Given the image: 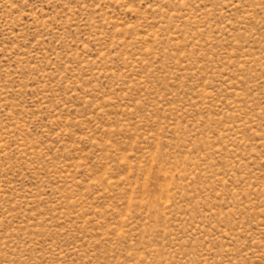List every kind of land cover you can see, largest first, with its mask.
Returning a JSON list of instances; mask_svg holds the SVG:
<instances>
[{"label":"rangeland","instance_id":"374dc122","mask_svg":"<svg viewBox=\"0 0 264 264\" xmlns=\"http://www.w3.org/2000/svg\"><path fill=\"white\" fill-rule=\"evenodd\" d=\"M0 264H264V0H0Z\"/></svg>","mask_w":264,"mask_h":264}]
</instances>
